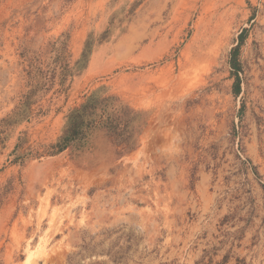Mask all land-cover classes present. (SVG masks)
Returning <instances> with one entry per match:
<instances>
[{
	"label": "rangeland",
	"instance_id": "obj_1",
	"mask_svg": "<svg viewBox=\"0 0 264 264\" xmlns=\"http://www.w3.org/2000/svg\"><path fill=\"white\" fill-rule=\"evenodd\" d=\"M94 94L135 148L51 154ZM0 264H264V0H0Z\"/></svg>",
	"mask_w": 264,
	"mask_h": 264
},
{
	"label": "trees",
	"instance_id": "obj_2",
	"mask_svg": "<svg viewBox=\"0 0 264 264\" xmlns=\"http://www.w3.org/2000/svg\"><path fill=\"white\" fill-rule=\"evenodd\" d=\"M246 30L240 34L238 45L231 52V65L235 73V95L240 94L241 67L240 49L245 41ZM143 113L119 103L114 97L103 98L94 94L84 105L74 109L67 117L64 135L53 145L51 154L57 155L72 147L85 143L88 137L98 130L106 133L115 147L133 150L137 138L145 124L141 122Z\"/></svg>",
	"mask_w": 264,
	"mask_h": 264
},
{
	"label": "bare ground",
	"instance_id": "obj_3",
	"mask_svg": "<svg viewBox=\"0 0 264 264\" xmlns=\"http://www.w3.org/2000/svg\"><path fill=\"white\" fill-rule=\"evenodd\" d=\"M55 216H56V214L52 217L51 221H54V218H56ZM45 240H46V238H45ZM41 251H43V252L47 251V242L43 241L42 238L39 241V244L35 249L28 248V250H27V253H28L27 261H28V263H31L33 258L36 255H38Z\"/></svg>",
	"mask_w": 264,
	"mask_h": 264
}]
</instances>
